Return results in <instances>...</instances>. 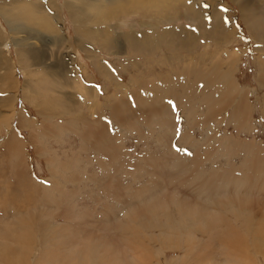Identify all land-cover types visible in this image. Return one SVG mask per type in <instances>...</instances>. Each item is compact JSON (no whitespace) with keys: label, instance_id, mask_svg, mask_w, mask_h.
Segmentation results:
<instances>
[{"label":"bare ground","instance_id":"6f19581e","mask_svg":"<svg viewBox=\"0 0 264 264\" xmlns=\"http://www.w3.org/2000/svg\"><path fill=\"white\" fill-rule=\"evenodd\" d=\"M56 1L58 0L0 1V15L10 28V34H7L0 26V58L5 57L8 53L5 50L6 44L14 43L16 45L15 47L18 49L21 61L25 54L31 55L32 48L30 46H36V43L30 42L31 38L39 41L41 38H48V40L49 38H62L64 40V36L59 34L57 28L55 27L56 29L54 30L47 23L46 15H49L45 12L48 10H46L44 5L49 2L51 8L53 7L58 12L59 9L55 5ZM122 1L136 13L144 12L164 15L158 19H166V21L167 16L172 14L173 10L180 5L186 6V10L191 9L193 11L192 14L197 16L200 14L199 10L203 8L199 6L201 4L197 2L198 0H194L189 5L182 2L183 0H93L91 3H82L81 5L83 6L80 5L81 0H67L65 3L70 5L73 17L80 18L78 9L94 14V16L96 14L102 17L108 10L107 7L103 9L105 6L111 5L112 7L109 8V11L114 12L117 7L113 5L118 6ZM236 1L240 5L242 12H244L243 15L246 16V20L250 22V19L247 18L248 14H246L248 0ZM43 3L44 5H42ZM218 11L215 12V16L221 19L220 13L222 11L220 13ZM249 11L251 12L249 15L255 14L254 17L257 20H261L264 17L260 7L248 9ZM106 17L103 18L105 19ZM160 22L161 20L155 25H159ZM258 23L259 21L256 24ZM142 24L151 25L148 21H142ZM36 25L40 26L41 30H45L44 32L52 35V37L44 34ZM254 25L250 24V28L252 29ZM172 29L167 30L168 32L166 31L165 34L172 33ZM102 31L103 29L99 27H89L84 33L85 35L100 38L101 36L104 37ZM189 31L190 33L188 34L192 35L193 31L190 29ZM154 32L157 33V30ZM22 33H29L30 36L26 35L24 37L21 35ZM99 33L102 35H99ZM148 35L149 33L145 32L141 34L143 38H147ZM129 36L135 46H137L138 41L144 45H149L153 41L151 37L148 40H139L137 38L138 34L133 32ZM261 48L264 49L263 46ZM236 54L232 57L227 55L229 57L228 62L225 63L228 67L227 70H222L223 68L220 65L207 67V64L198 65V63L197 67H193L195 73H192L193 68L189 66L191 64H187L182 73H176L179 79L180 75L181 78L185 76V80L193 76L192 79L195 81V88L192 87L194 95L187 96L186 99L187 103H190L187 104L189 109L185 113L181 112L184 116V127L191 128L197 120V128L207 134V140H205L206 137L202 140L192 139L191 132L186 131L182 132L184 139L187 140L186 143L189 141L187 145L194 149V154L189 152L183 153V157L166 158L165 161L169 160L166 161L167 164L163 162L162 158H156L151 154H149V157L147 155L150 162L147 166L150 178L145 180L144 185L140 188L132 186V181L124 182L123 176L119 175L121 171H125L128 175L125 177L128 178L131 176L130 174L141 171V167L132 165L127 168L125 164L121 168L115 167L114 164L119 160L116 155L119 152V143L121 142L119 138L114 140L110 136V128L108 126L103 125L101 131H99L100 123L98 121H88V118V122L81 121L83 123L82 129L74 128L73 123L76 122L74 120L69 124L72 125V129L67 128V123H56L53 125L51 123V120L55 118L52 117L53 115H60L58 118H62V114L69 113V110L60 112L48 111V107L38 110V116L42 118V123L38 124L39 122L33 121L27 113L17 110L13 111L9 107L14 105L12 100L8 101L7 98H4L5 106L8 105L13 112L9 113L8 111L6 114L8 117L3 121L0 120V139L3 137L2 126L6 125L8 132L5 139H3L4 142L0 143L1 146L5 147L6 151L0 156V264H46L43 261V257L47 256L50 258L47 261L48 264H160L156 260L161 250L156 251L151 245L152 242L156 241H159L161 245L163 244L161 249L164 251L174 249L181 253V256L177 259L178 264H204L205 261L207 262L205 264H208L215 261L219 255H221L220 259H222L219 261L224 264H260L251 258L249 254L252 253H250L248 247L243 248L240 246L237 248L234 243V239L238 238L240 244L247 246L250 244L248 243L250 238L251 244L255 245L256 249H264V234H256L264 231V217L262 216L264 214V142L261 141L258 144L250 139L249 136L244 135L253 131L254 117L252 114L255 106L252 105V102L250 103L248 89L243 87L234 76L236 65L239 61V53ZM259 61L258 83L261 87H264V54ZM97 64L101 71H105L108 76L111 74L112 70L105 63H103V66L99 63ZM10 67L12 66H9V70ZM227 67H224V69ZM133 78L135 81H139L138 76L134 75ZM165 78L168 80L167 75ZM166 80H160L159 78L158 83L165 85L166 93L169 92L167 97H159V92L156 89L160 86L156 87L158 84L156 77L144 80L146 84L142 88H138L136 82L133 81L134 86H136L134 92L137 89L140 91L133 94L134 98L130 95L131 99H129V102L131 107L136 103H146L150 107L146 111L134 113L133 115L139 118L132 121V123L129 122L126 125L127 129L131 125L133 130L139 132L144 124L151 133H154V131L165 132V130L170 134H174V131L176 132V129L179 128L177 127L179 123L176 125V116L174 120L170 116L172 114L170 111L173 108H185L184 103H181L180 100L186 95L178 96L174 82L172 80L167 82ZM181 81H183V78ZM114 82H116V79ZM185 83L183 82L182 87H187L188 93L190 86ZM118 84L120 82L114 83L115 86ZM5 85L9 88V84ZM209 88V92H212V94L207 95L205 92H208ZM8 94L10 95V93ZM8 94L7 96H9ZM169 98L174 101L177 98L176 101L178 100L180 103L176 105L172 102L170 103ZM259 98H257L258 101ZM124 101L122 98L121 101H118V105ZM159 101H166L163 102L166 103L163 108H158ZM227 102L230 104L226 107L224 105ZM259 103L263 108L261 112L264 119V94ZM93 106L95 108L92 112L96 114L98 106L96 103ZM205 106V113L210 116V124H208L207 128V120H201L197 114L198 112L195 115L193 114L194 108L197 111L196 107H198L199 114L203 115ZM229 108H231L230 112ZM122 109L121 106L115 105L112 112L113 118L121 120L129 115L123 112ZM128 109H130V106L127 104ZM14 121L17 122L21 129L29 131L31 142L36 143L37 153L47 156L46 163L50 171H52V175L60 172L57 171L56 167H62L59 163L66 162L67 159L65 161L61 160V156L56 152L52 155L50 148L47 147L48 142L54 138L60 141L59 137L68 130L75 131L78 134L82 141L83 149H86V141H89V148L97 156L102 155L110 159V166L108 163L104 164V166L110 167L104 173L107 177L106 182H102L101 177L103 176L98 174V171L88 177L85 175L89 166L86 165V168L80 167L82 166L80 150H75V153L73 152L74 155L67 162L68 169H66L68 170L67 172H70V175L66 178V182L72 184L77 179L88 178L90 183L92 181L94 184H100V188L104 190L107 196L104 206L105 208L107 207V210L100 209V219H93L94 213L91 212H94V210L88 212L87 208L84 211L78 210L77 207L75 209L74 205L72 207L67 206L68 204L64 206L61 204L64 203L62 199L68 197L65 202L72 205L77 197L76 195L79 194L77 187L74 186L73 191L69 193L68 187H66L67 189L60 187L63 191L57 189V180L55 185L52 183L50 186L30 177L25 164L24 142L19 137L20 133L16 130V126L13 124ZM224 121L225 125H223ZM233 123L235 124L236 134L229 131V126ZM161 129H164V131H160ZM179 134L176 132L175 137L178 138L177 135ZM169 139V137H166L167 143L162 146L165 148L167 146L171 150L172 146L169 145ZM160 140L165 142L162 137ZM203 141H205L208 149L204 147ZM43 146H46V149ZM201 149L204 151H201ZM201 152L208 153V158L200 157ZM210 154H213L214 158L210 157ZM232 155L241 158L239 165H236L230 159ZM219 157L225 159V163L223 166H213L218 161L217 159H220ZM13 159L16 161L15 163L11 161ZM92 161L89 160L88 162L91 163ZM206 161L213 163V165L211 164L212 167L203 168L202 165ZM177 173L180 174L181 179L176 176ZM50 179L52 178L50 177ZM123 185L125 187H122ZM179 185L194 187V189L188 195L189 193L180 191ZM23 188H27V192L30 188L33 189L30 193H35L36 195L32 199L29 198L31 200L28 203L23 204L24 210L18 207L19 204L16 198V192L22 191ZM58 190L64 192L63 195H59L64 198L56 196ZM229 192L233 194L229 195ZM224 196H227V198H222ZM228 204L236 207L237 210H230ZM97 206L95 205V207ZM97 210L95 211L97 212ZM241 210L245 213L240 212ZM229 211L235 215V218L233 217L232 219L234 222L229 216ZM164 217L170 223L162 224L161 220ZM241 218H244V225L247 227L246 232L248 233L245 235L241 229L244 228L240 223L242 222ZM138 223H140L139 226H137ZM254 224H257V226H254ZM35 229L38 230L41 237H37L38 234ZM153 233H156L158 237L154 236ZM253 233L255 235H251ZM28 238L34 243L40 242L43 245L40 252H33L26 246ZM172 238L175 239L174 242ZM38 253H41V256L35 260ZM141 254L144 256L143 260L139 258Z\"/></svg>","mask_w":264,"mask_h":264},{"label":"rangeland","instance_id":"374dc122","mask_svg":"<svg viewBox=\"0 0 264 264\" xmlns=\"http://www.w3.org/2000/svg\"><path fill=\"white\" fill-rule=\"evenodd\" d=\"M92 1L93 0H81L80 5L82 3H91ZM193 1L194 0H183L182 2L189 5ZM65 2H67V0H58L55 2V5H57L59 9V13L53 7L51 8L49 2H47L45 5L44 3L42 4L45 6L46 10H48L45 11L49 15H46L48 21L47 23L50 24L54 30L57 28L59 34L64 36V40H62V38H49V40L48 38H41L39 41L31 38L30 42L36 43V46H30V48H32L31 55L28 56V54H25L21 58V61L18 54V49L15 47L16 45L14 43L5 45V50L8 52L6 54L7 57L5 56L7 59L5 57L0 58V76L1 80H3H0L1 121L8 117L6 115L8 111L9 113H12L13 111L17 110L27 113L29 117L33 119V121L36 123L39 122L38 124H41L42 118L38 116V110H41V108L43 109L45 107H48V111L60 112L63 110H69V113L62 114V118H58L60 115H53L52 117L55 118L51 120L53 125L56 123H67L68 129H72V125H69L72 123V120L76 121L73 123L75 129L83 128V123L81 121H98L100 123L99 131H101L103 125H106L110 128V136L114 140L117 138L120 139L121 143H119V152L116 155V157H119V160L114 164L115 167L121 168L124 164L127 168L132 165L141 167V171L130 174L131 176L128 178L125 177L128 176L125 171H121L119 174L121 177L123 176L122 179L124 182L132 181V186L135 188H140L144 185L145 180L150 178V175L148 174L149 172L147 171L149 169L147 166L150 163L148 160L149 154L152 156L154 155L156 158H162L163 162L166 163V161H169H165L166 158L175 156L183 157V153L189 152H193L194 154V149H191L190 146L187 145L189 141L186 143L187 140L184 139L182 132H191L190 135L192 136V139L195 140H202L207 136V134L203 133V131L201 132V130H198L197 120L195 121V124L191 126V128L184 127V116L181 114V112L185 113L189 109L187 104L190 103H187L188 101L186 99L187 96L190 97L194 95L192 87L195 88V81L192 79L193 76L186 80L184 79L185 76H182L183 81H181V75L179 79V76H176V73H182L184 67H186L187 64H191L189 66L193 68L203 63L207 64V67L220 65L221 68H223L222 70H227L228 67L225 63L228 62L229 57L235 56L236 53H239V61L237 62L234 76L243 87L248 89V98L250 97V103L252 102V105L255 106L252 114L254 117L253 131L244 135L249 136L250 139L254 140L258 144H260L261 141L264 142V119L261 112L263 111V108L259 103L264 94V87H261L258 83V75L260 72L259 59L262 58L264 54V49L261 48L262 46L264 47V17H262L261 20H257V18L254 17L255 14L249 15L251 12H248V9H256V7H260V10L264 13V0L247 1L248 9L246 14H248L247 18L250 19V22L246 20V16L243 15L244 12H242L241 7L238 5L236 0H198L197 2L201 4L199 6L201 8L203 7L202 10H199V16L192 14L193 11L191 9L186 10V6L180 5L173 10L172 14L167 16V21L166 19H158L164 15L144 12L136 13V11L131 10L130 6L124 1L120 2V6L113 5L118 9L114 10V12L109 11V8L112 7L111 5L105 6L103 9H106L107 7L108 10L102 17L97 16L96 14L94 16V14L86 13L82 11V9H78L80 18L75 17V19L71 12L70 5ZM216 11L219 13L222 11L220 14L223 18L221 17V19H218L215 16ZM224 12L225 14H223ZM103 17L106 18L104 19ZM159 20H161V22L156 26L155 24ZM142 21H148L151 23V25H143ZM257 21H259L258 24H256ZM32 24L35 25L34 23ZM250 24H255L252 29L250 28ZM0 26L7 34H10V28L1 15ZM37 27L40 31H43L44 34H47L44 32L45 30H41L40 26ZM89 27H99L100 29H103L102 33L104 37L101 36L100 38H96L95 36L92 37L91 35H85L84 31ZM169 29H172V33L165 34V32ZM189 29L193 31L192 35L188 34L190 33ZM156 30L159 38L157 33L154 32ZM132 32L134 34H138L137 38L139 40H148V38L151 37L153 41H151L149 45H144L143 43L140 44L138 41L137 46H135L133 45L132 39L129 36ZM144 32L149 33L147 38H143L141 36V34ZM21 35L24 37L26 35L30 36L29 33H22ZM99 35L102 34L99 33ZM49 37H52V35ZM227 55L229 57H227ZM97 63L102 66L103 63H105L106 66L112 70L111 74L108 76L105 71H101ZM9 66H12L10 67V70L8 69ZM224 67L227 68L224 69ZM192 73H195L194 68ZM134 75L139 77V81H135L133 78ZM141 75L143 76L141 77ZM166 75L168 80L165 78ZM154 77L157 78V83L159 78L160 80H166L167 82L172 80V82H174L176 85L174 86L178 96L186 95L184 97L182 96L183 98L180 100L181 103H184L183 105L185 108L180 109L178 107L173 108L170 111L172 113L170 116L174 118V120L176 116V125L179 123L177 126L179 128L176 129V132L180 133L177 135L178 138L175 137V131L174 134L167 133L168 131L166 130L165 132L154 131V133H151L149 128L145 127L144 124L141 126L139 132L133 130L131 125L129 129L126 128V125L129 122L132 123V121H135L139 118L138 116L133 115L134 113L146 111L150 107L146 103H136L131 107L129 99H131V96L134 98L133 94L140 91L137 89L134 92L136 86H134L133 81L136 82L138 88H142L144 84H146L144 83V80ZM115 79L116 82H114ZM185 81L187 85L190 86L188 93L186 90L187 87H182L183 82L185 83ZM119 82L120 84L116 86L114 85V83L117 84ZM5 84H9V88H7L8 86ZM162 85L163 84L158 83L156 87L160 86L163 88L161 89L158 87L156 90L159 92V97H167L169 92L166 93L165 85ZM207 91L208 92H205L207 95L212 94V92H209L210 88ZM8 93H10V95L12 93L13 94L10 96ZM7 94L9 96H7ZM4 98H7L8 101L12 100L14 105L9 107L12 108L13 111H11L12 109H9L8 105L5 106L3 100ZM119 98L120 100H118ZM122 98L125 101L118 105V101H121ZM147 98L148 96L146 97V102ZM257 98H259V101ZM169 99V102H172L175 105L180 103V101H176L177 98L175 101L171 98ZM163 102L166 101L158 102V108H163V106L166 104ZM95 103L98 106V111L96 114L92 112L95 108L93 106ZM127 104L130 106L131 110H127ZM229 104L230 103L227 102L224 106L227 107ZM115 105L121 106L123 108L122 111L129 115L125 116L121 120H119V118H113L114 116L112 112ZM155 107L157 106L155 105ZM196 108L197 111L194 108L193 114L195 115L198 112L197 114L201 120H207V128L208 124H210V116L205 113L206 106L204 107L203 115H200L198 107ZM230 110L231 108H229V112ZM13 124L16 126V130H18L20 133V139L24 142V156L26 155L25 164L30 173V177H33L38 182H43L42 184L45 183L46 185L49 184L50 186L52 183L55 185V181L57 180V189L63 191L60 189V187H65L64 189H67L66 187H68L69 189L67 190L70 191L69 193H71L73 189L77 187L79 194L76 195L77 197L73 201L72 205L65 202L68 197H62L64 192H60L58 190L56 196L58 197L60 194H62L59 197L64 198L62 199L63 201L60 199L64 203H60L63 206L67 204V206H75V209L77 207L78 210L80 209L85 211L88 209V212L94 210V212H91L94 213V215L96 213L95 216H92L93 219H100L99 211H101L102 208L107 210V207L105 208L104 206L105 199L107 197L104 190L100 188V184H94L92 181L90 183V179L88 178L77 179L76 182H73L72 184L66 182V178H68L70 175V172H67V162L68 159L70 160V157L74 155L75 150H80L82 156V166L80 167L86 168V165L89 166L85 175L88 177L90 174H94L95 171H98V174L104 177H101L102 182H106L107 177L104 175V173L110 167L104 166V164L108 163L110 166V159L102 155L97 156L94 151L89 148V141H86V149H83L82 141L80 140L78 134L75 133V131L68 130L59 137L60 139L58 138L60 141L54 138L51 139L52 141L48 142L47 147L50 148L51 154L53 153L52 155H54L56 152L59 156H61V160L65 161L67 159L66 162H62L63 164L59 163L62 167H56V169H58L57 171L60 172L56 173V175H52V171H50L49 166L46 163L47 156L39 155L37 153L36 143L31 142L29 131L26 129H21L16 121H14ZM223 125H225V121L223 122ZM1 131H3V137L0 139V143L4 142L3 139H5L6 133H8L6 125L2 126ZM160 131H164V129H161ZM229 131L236 134L234 123L229 126ZM161 137L165 139V142H161ZM166 137L170 138L169 145L172 146L173 150H169L167 146L166 148L162 146L166 145L167 143ZM205 140H207V137ZM203 144L204 147L208 149L205 141H203ZM43 147L46 149V146ZM0 150V156L6 153L5 147L1 146V144ZM201 151L204 150L201 149ZM207 155L208 153L201 152L200 157L202 156L203 158H208ZM210 157L214 158V155L210 154ZM219 158L220 159H217L218 161L214 163L215 165H213V163L210 161H206V163L202 165L203 168H209L212 167V165L223 166L225 159L221 157ZM230 159L234 161L236 165L241 163V158L236 155H232V158ZM13 160L11 161L15 163L16 161ZM89 160L93 161L89 163ZM49 176L52 179H50ZM176 176L181 179L179 173H177ZM76 184H78V186H76ZM122 187H125V185ZM179 188L181 189L180 191L182 193H189L188 195H190L194 189V187L181 185H179ZM32 190L33 189L30 188V190L27 192V188H23L22 191L16 192V198L19 204L18 207H20V209L24 210L23 204L28 203L33 196H36L35 193H30ZM29 193L31 197L29 196ZM231 194L233 193H230L229 195ZM222 198H227V196ZM99 201L101 202L97 203ZM96 203L98 204L99 208H97L98 206ZM94 204L97 207H95ZM228 208H230V210H237L236 207L229 204ZM95 210H97V212ZM240 212L245 213L243 210ZM229 216L231 217V220L233 217L235 218V215L231 214L230 211ZM262 216L264 217V214H262ZM232 221L234 222V220ZM241 221L242 222L240 223L244 226V228H241L242 233L245 235L248 232H246L247 227L244 225V218H241ZM166 222L170 223V221L165 220L164 217V219L161 220V223L164 224ZM240 223L239 225H241ZM139 225L140 223L137 224V226ZM254 226H257V224H254ZM35 231L38 234L37 237H41L38 230L35 229ZM263 232L256 234L262 235L264 234ZM153 234L154 236L158 237L156 233ZM251 235L255 234L253 233ZM174 240L175 239L172 238L173 242ZM248 240V243L250 244L247 246L240 244L238 238L234 239V243L237 248L240 246L243 248L248 247V250L250 253H252L249 254L251 255V258L260 264H264V249H256L255 245L251 244V239L249 238ZM151 245L154 250H161L156 260L158 263L178 264L177 259L181 256L179 251L174 249L164 251L161 249L163 244L161 245L159 241L152 242ZM26 246L29 247L31 251L37 253L40 252L43 245L40 244V242L34 243L30 240V238H28L26 240ZM40 256L41 253H38V256L35 258V260H37ZM220 256L221 255H219L217 258L215 257L216 260L213 261L214 263L210 261L212 263L208 264H224L222 261H219L222 260L220 259ZM139 258L143 260L144 256L141 254L139 255ZM49 260L50 258H48V256L45 258L43 257L44 263L48 264L47 261ZM205 263L207 262L205 261Z\"/></svg>","mask_w":264,"mask_h":264},{"label":"snow or ice","instance_id":"6c2138e0","mask_svg":"<svg viewBox=\"0 0 264 264\" xmlns=\"http://www.w3.org/2000/svg\"><path fill=\"white\" fill-rule=\"evenodd\" d=\"M171 103V102H170Z\"/></svg>","mask_w":264,"mask_h":264}]
</instances>
